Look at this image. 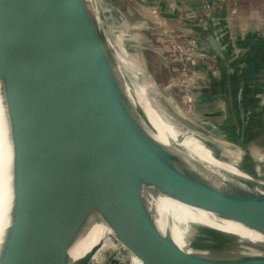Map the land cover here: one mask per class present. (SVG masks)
<instances>
[{"label": "water", "instance_id": "95a60500", "mask_svg": "<svg viewBox=\"0 0 264 264\" xmlns=\"http://www.w3.org/2000/svg\"><path fill=\"white\" fill-rule=\"evenodd\" d=\"M184 1L192 13L207 19L202 0ZM68 29L89 54L95 72L110 78L108 93L90 78L91 65L74 52L65 35ZM216 52L223 58L221 49ZM108 62L84 0H0L2 131L10 145L13 200L6 264H89L100 242L77 260L70 249L91 218L103 222L114 237L107 257L99 260L98 255V264H138L131 257L141 264H217L206 243L235 249L230 233L197 228L187 220L183 225L189 249H181L158 228L149 193L233 219L264 237V218L256 203L262 198L254 181H247L249 190L221 183L217 174L208 176L197 161L192 167L181 157L173 168L118 92L124 87ZM220 68L229 98L227 64ZM209 103L196 104L195 112L207 113ZM135 148L144 152L146 162ZM207 177L218 189L211 188Z\"/></svg>", "mask_w": 264, "mask_h": 264}, {"label": "rangeland", "instance_id": "374dc122", "mask_svg": "<svg viewBox=\"0 0 264 264\" xmlns=\"http://www.w3.org/2000/svg\"><path fill=\"white\" fill-rule=\"evenodd\" d=\"M97 3L101 10L99 24L104 31L103 47L118 62L129 85L137 88V70L142 68L148 90L161 106L167 122L177 130L196 134L212 158L227 162L231 160L226 154L230 150L227 143L236 144L234 119L238 120L240 101L247 100L249 108L243 118L250 122L251 128L240 146L244 154L251 150L249 141L262 128L257 107L249 106L253 96L262 100L264 112V0H202L207 19L192 13L184 0H97ZM211 28L222 46L223 58L219 60L206 40ZM224 63L230 71L229 98L224 92L225 77L220 68ZM200 103H209L207 113L195 112L194 107ZM207 114L217 118L222 126L216 127ZM221 135L226 143L221 142ZM238 162L243 165L244 156ZM246 163L248 166V160ZM205 180L214 186L211 188L218 189L209 178ZM112 240L108 236L102 239L89 264H98V255L99 260L107 257L104 253L113 247Z\"/></svg>", "mask_w": 264, "mask_h": 264}, {"label": "bare ground", "instance_id": "6f19581e", "mask_svg": "<svg viewBox=\"0 0 264 264\" xmlns=\"http://www.w3.org/2000/svg\"><path fill=\"white\" fill-rule=\"evenodd\" d=\"M84 2L88 5L94 17L96 28L100 36H102L104 31L101 29L99 24L98 14L101 15V10L98 6L97 0H84ZM207 32L206 40L215 58L219 60L220 57L216 52V49L222 50V46L216 38L214 29L211 28ZM65 35L70 39L69 43L72 44L74 52L83 59L87 66L90 63L91 66L88 73L90 78L96 83L97 86L100 87L102 92L108 93V87L109 85L111 86L108 75L106 73L105 75H102L95 72L96 66L91 63L89 54L87 53L86 55V53H84L85 50H83V48H81V46L75 40L71 30L68 29ZM102 53L103 57L109 61L108 63L111 61V65H114L112 68H114V71H116L118 77L122 81L124 89L118 87V92L121 96H126L130 107L137 111L138 116V112H141L139 120L142 121L144 130L148 135H151L158 143H160L162 149L165 151L168 162L173 166V168L177 169V165L181 164V160L177 159L178 157H181L192 167L195 164L194 162L197 161L205 173H207L206 175L215 176L214 173L217 174L221 183L230 182L241 186L244 190H249L247 181H254L255 191H257V193L260 194L259 196L262 198L260 201L255 202L259 203V207L257 209L260 215L264 218V112L261 110L262 100H260L257 96H253L249 101V106L254 104L253 106L257 107V118L262 124V128L260 132H258L257 137L252 139V141H249L251 150L244 154V150L240 146L242 143H244V137L251 128L250 122L245 121L243 118L249 108L247 105V100H245L240 101L238 120L234 119L236 123L235 134L237 135L235 139L236 144L234 142L227 143L230 150H227L226 154L228 157H231V160H228L227 162L226 160H216L212 158L213 156H210L209 152H207L196 134L192 132H184L182 130L180 131L179 129L177 130V128H175L170 122H167L162 117V108L161 106L157 105L156 98L153 97V95L148 90V82L146 78L144 79V73H142L143 71L141 67H139L140 70H137L139 71V73H137L139 79L136 88L129 85L125 81L120 69V65L116 60L114 62L113 59L108 55L106 49L103 47V44ZM117 55L116 58H119L120 56ZM227 83L228 82L224 79L223 88L226 97ZM229 87L231 88L230 83ZM231 92L232 91H230V93ZM0 120V264H6L7 253L5 249L7 246L4 248V245L7 243V230L11 227V223L13 222V200L11 197L12 165L10 162V145L6 141L7 135L4 137L2 131L4 123L3 120H5V111L1 94ZM238 138H240V140ZM220 140L222 143H226L224 142L222 135ZM132 150L139 157H141L144 162H146L145 154L142 152V150H139L138 148ZM242 156H244L245 162L243 165L238 162L239 158H242ZM247 160L248 166L246 163ZM152 169L161 180L169 183L168 180L170 178L166 176L165 173L158 171L155 167ZM169 184L174 187L172 183ZM147 199L150 203L151 209H153L155 221L160 231L164 234H169L176 245L181 249H189L190 238L187 237L189 232L183 225V221L187 220V223L196 225L197 228H211L217 231L230 233L232 235L236 242L235 249L225 248L218 244L208 242V256L212 258L217 264H226L228 262L232 263V261L238 260L239 261L237 264H264V257L262 258V256H264V237L251 227L245 226L242 223L230 218L217 217L213 214L191 208L162 195L149 193ZM89 223L90 224L86 228L85 232L77 239L70 249L72 260L81 258L89 251L92 246L96 245L98 242L101 243L102 239L106 238L107 236L113 237L110 229L99 219L91 218ZM203 242H206V240H203ZM10 243L8 247L10 246Z\"/></svg>", "mask_w": 264, "mask_h": 264}, {"label": "trees", "instance_id": "16d2710c", "mask_svg": "<svg viewBox=\"0 0 264 264\" xmlns=\"http://www.w3.org/2000/svg\"><path fill=\"white\" fill-rule=\"evenodd\" d=\"M188 1V0H187ZM196 1V0H195ZM188 2H190V1H188ZM113 238V237H112ZM109 239L111 240V237L109 236Z\"/></svg>", "mask_w": 264, "mask_h": 264}, {"label": "crops", "instance_id": "0c3cea01", "mask_svg": "<svg viewBox=\"0 0 264 264\" xmlns=\"http://www.w3.org/2000/svg\"><path fill=\"white\" fill-rule=\"evenodd\" d=\"M188 6V5H187Z\"/></svg>", "mask_w": 264, "mask_h": 264}]
</instances>
